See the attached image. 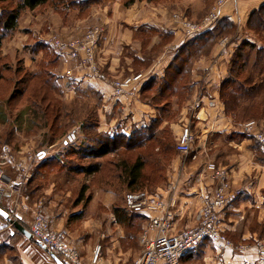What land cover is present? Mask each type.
Listing matches in <instances>:
<instances>
[{
    "label": "crops",
    "instance_id": "0c3cea01",
    "mask_svg": "<svg viewBox=\"0 0 264 264\" xmlns=\"http://www.w3.org/2000/svg\"><path fill=\"white\" fill-rule=\"evenodd\" d=\"M76 1L85 4L78 9L67 8L64 12L62 8L49 7L39 14L42 18L36 16V19L44 21L39 23L42 28L70 33L81 32L92 23L105 22L107 31L98 53L105 77L80 70L75 58L56 53L54 58L47 59L44 50L49 52L50 49L42 36L33 42H28L29 35L27 43L17 41L19 49L15 50L21 55L13 53L12 56L23 60L27 70L33 73L40 59L49 67H57L60 87L66 95L74 97L84 91L96 94L99 97L96 102L98 131L130 136L144 130L148 134L146 141L155 142L153 153L157 165L160 160L167 164L161 165L160 181L152 183L154 180L146 179L138 189L156 194L167 202L174 200V206L170 207L171 232L195 226L198 209L213 197L216 181L208 163L213 161L230 170L233 187L242 189L243 194L221 212L220 223L236 244L247 243L251 247L246 251H220L208 241L192 252L191 257L183 258L180 264H264V258L255 246L264 240V148L248 130V121L238 120L228 113L221 99L222 85L230 76L237 48L245 42L264 46L262 38L249 28L252 13L264 4V0H226L220 19L233 22L236 31L218 37L194 59L188 74H175L187 81L185 87L173 85L167 91L164 89L169 86L163 82L170 77L168 69L172 63L182 61L178 58L185 56L180 55L182 50L195 49V46H189L192 39H201L211 33L186 37L172 20V13L179 11L194 20L199 19L208 12L214 0H134L129 5H125L124 0ZM44 5L28 10L39 12ZM61 13L62 16L58 15ZM19 27L24 26L20 24ZM2 44L4 51V46L13 47L5 41ZM173 46L176 49H172ZM142 70L145 72H141V79L130 90L122 95L115 93L114 78ZM171 78L175 79L174 76ZM151 91L154 92L145 99L144 93ZM159 96L167 98L163 102L167 106L160 102ZM0 102L4 101L0 99ZM255 121L264 130V117ZM185 126H190L195 135L192 151L186 156L176 149L178 135ZM168 136L175 142L169 153L163 146ZM57 156L52 154L43 162L44 166L62 163ZM92 158L104 163V158ZM4 161L0 159V175L8 180L17 178L12 165ZM80 175L83 182L75 196L70 186L73 184L65 183L64 188L57 179L37 184L29 194L25 190L21 200L28 202L29 210L21 222L29 228L34 212L41 209L52 228L70 240L86 262L99 246L100 264H133L142 254L141 236L149 226L150 218L161 213H142L129 208L126 198L131 192L127 191V184L113 165L102 164L101 170L93 174L78 171L76 186ZM31 196L35 198L30 202ZM1 206L7 211L14 207L9 202ZM123 209L127 215L121 214ZM149 235L155 236V230H150ZM51 253L33 238L14 230L0 215V264H57Z\"/></svg>",
    "mask_w": 264,
    "mask_h": 264
},
{
    "label": "rangeland",
    "instance_id": "374dc122",
    "mask_svg": "<svg viewBox=\"0 0 264 264\" xmlns=\"http://www.w3.org/2000/svg\"><path fill=\"white\" fill-rule=\"evenodd\" d=\"M127 1L128 0H124L125 5H127L126 4ZM152 1H157V0H152ZM57 2H59V0H54L53 2L49 3V5L46 4L40 7L39 12L34 11V13H31V11H29L28 9L22 12L20 18L21 22L19 21V24H23L24 27H22L21 29L19 27L16 31L9 32L7 36L3 39V42L5 41L7 42V44L9 43V45H13V47L7 46L9 47L7 48L6 46H4L6 52L3 49V44L0 47V74H2L6 78V81L0 84V99L4 101V102H0V153H1L0 159L3 161L5 160L4 158H2L3 147L5 145H10L13 149V152L17 155L18 159L16 162H12V161H4V162H8L9 164L12 165L13 171L16 172V174H18L17 176H19V172H20L17 169V165H16L17 162H23L24 164L29 165V169L26 172L27 173L26 178L24 179V189L22 196L25 195L24 193L25 190L29 194L32 188H35L37 184L43 185L44 183L54 179H57L60 183H62V186H64V188H65V183H67V185L73 184L70 186H72V188L74 189L73 195L75 196V192L77 191V188H79L80 184L83 182V176L80 175L81 177L78 183L79 185L76 186L77 183H75V181L78 180L77 179L78 171L80 170L81 166L96 161H93L94 160L93 158L89 159L87 157L80 155L77 149L71 146L73 145L72 142L66 144L65 140L67 139L68 133L71 132L72 130H75L78 138L80 137L81 139L84 137L90 139L92 137H95L97 140H105L107 138L104 134V131L91 129L92 128L91 126L87 127L89 124H91L90 122H98V111H97L96 102L99 100L97 99V96L95 94L88 92L85 93L84 96H81L82 98H80V95H76L73 97L71 94L66 95L64 93H61L52 86V85L61 86V80H60L61 77L56 73L58 71L57 67L56 68L55 67L52 68L53 66L49 67L48 65H46V63L43 62V59H40L38 62V67L35 70V73H33L32 71L27 70V68L24 66L23 60H20L19 57L12 56L13 53L15 54L18 53L21 55L19 50H15V49H19V47L16 46V42L21 40L26 41V39L28 38L27 35H29V38H31L30 39L31 41L27 40L28 42H33L34 40L41 38V36L44 42H47L46 47L49 48L51 51L48 52L46 49H45L46 51L44 50V55H46L47 59L54 58L56 53H58L60 56H68V55H62L61 53L56 51L48 42L47 38H49L50 35L57 33L67 40L71 37L83 35L93 25H101L104 27V33L101 36L97 48L96 58L98 62L100 43L107 31L106 23L105 22L92 23L88 25L83 31L78 33H70V32H66V30L61 31L50 27L42 28V25L40 26L39 23L44 21L43 20L38 21L36 19V16H41L39 14L47 11L49 7L52 8L56 7L59 9L63 8V5ZM216 3L217 0H214L208 12H206L199 19H195V21L197 22L202 21L203 18L212 10V8ZM15 5H16L15 1L0 3V9H2L3 7L6 8L12 7ZM64 8H63V12H64ZM84 12H86V10ZM175 13H180V14H184V13L175 11L172 13L171 18H173L172 20L176 23L178 27H180V29L183 31L185 36L188 37L186 35V29L184 28V26L181 24L180 21L174 18ZM58 15L62 16L63 13ZM184 15L187 16L186 14ZM39 18H42V16ZM188 18L192 19L190 17ZM208 31L211 32V36L221 37L228 33L231 34L234 33L236 31V26L234 23L228 20H221L219 17L218 21ZM208 31L202 34H205ZM262 39L264 41V36H262ZM172 49H176V47L173 46ZM187 52H188L187 49H184L182 51V53H184L186 56L185 62L184 61L179 62L180 65L178 68L183 70L187 69L186 62H188L189 58L192 55L195 56L196 48L189 51V53ZM190 52L194 54H191ZM68 57L72 58L70 56ZM79 62L80 59H78V65ZM178 68H176V70ZM79 69L88 70V67H80ZM52 70L54 71L55 75L50 73ZM176 70L174 68V71ZM141 72H145V70L136 71V72L134 71L132 74L117 78H125L129 76H134L136 74H143ZM24 84L26 86H31V90H29L30 92L28 93L27 97L25 95L23 100L18 101L20 99L19 98L20 92L18 93V89L23 88V86H25ZM41 86H43L44 89L41 88ZM155 86H159V85L156 84ZM13 88H18V89H16L15 91L13 90ZM12 91L14 92L13 100L9 98L10 97L9 95L11 94ZM153 92L154 91H151L150 93H144L143 97L147 99L149 95H151ZM28 98H29V102H27ZM159 99L161 103L163 102L165 103L167 101V98H163L162 96L161 97L159 96ZM35 101L37 102L38 109H35V107H33L34 106L33 102ZM48 105H49V113L47 111ZM164 106H167V104H164ZM23 108L26 110V112L25 110L20 111ZM33 108L34 110H38L37 112L39 113H37V116L34 115ZM45 110L47 112L46 117L40 118L41 115H43V111ZM54 115H58V119L56 121L53 120ZM250 115H252V113ZM256 115L261 116L262 113L260 112V115L258 114ZM252 120L253 119L250 120L248 119L243 121L250 122ZM25 121L27 123H25ZM50 125H53L52 129ZM84 125H87L86 128H84ZM260 130H262L261 127ZM52 137L53 138L55 137V139H52ZM167 140L174 145L175 142L172 140V136H168ZM125 143L126 141L123 139L118 140V142L116 143L118 146L114 145V147L118 149L116 151L117 154L115 155L108 154L105 157H103L104 164H108L111 162H119V161L121 162L122 161L121 158L123 157L129 158V160L135 158L136 154H138V152H140L139 150L141 149H137V150L135 149L136 151L133 150L134 152H126L127 150L124 146ZM154 146H155V142H147L146 147L142 149V151L146 153L145 155H147V159L149 162L148 164L149 166H147L146 168L147 169L146 177L151 178L150 180H154L152 183L160 181L161 179L160 175L162 174L160 173L161 165L164 166L163 164H167V161L163 162L162 160L159 161V165L155 164L157 163L156 162L157 157L154 156L153 153ZM41 149L48 150V155L43 160H38L35 158V154L37 153L38 150ZM52 154L53 155L61 154L62 156L61 159L63 160L62 161L63 164L57 162V163H52L48 166H44L45 163L43 164V162H45ZM121 154H123V157H121ZM152 183H149V185L153 186ZM41 191L42 190L39 189V192ZM19 198L16 197L10 200H5L2 204L6 202L13 204L14 207L9 208L8 211L12 213V216L18 217L19 220L22 221V218L27 211L25 210L24 205H22V203L25 202L28 203V202L27 201L24 202ZM33 198L35 197L31 196L30 202L33 201ZM10 226L17 231V229L14 227V225L11 222H10Z\"/></svg>",
    "mask_w": 264,
    "mask_h": 264
},
{
    "label": "built area",
    "instance_id": "2783aa9c",
    "mask_svg": "<svg viewBox=\"0 0 264 264\" xmlns=\"http://www.w3.org/2000/svg\"><path fill=\"white\" fill-rule=\"evenodd\" d=\"M226 0H217L212 10L202 21L189 19L184 14L175 13L174 18L181 22L186 29L188 37L200 35L212 28L221 16V11ZM104 27L101 25L91 26L83 35L64 39L59 34H52L47 38L51 46L61 53L75 59H80V67H88L90 73L105 77L100 64L97 62V48ZM142 74H136L125 78H115L112 85L117 95L123 94L136 81L141 79ZM247 128L259 144L264 148V131L260 130L255 120L248 122ZM78 139L75 130L68 133L65 143H74ZM195 135L190 126H185L178 135L176 149L178 152L189 155ZM48 155V150L41 149L35 154V158L43 160ZM2 156L7 161L16 162L18 157L10 145L3 147ZM20 171L17 179L8 180L0 175V205L5 200L22 198L24 179L26 178L29 165L17 162ZM208 168L212 171V177L216 181V187L211 200L202 205L196 214V225L190 228L171 232L173 228L170 207L175 202H167L156 194L146 191L131 192L127 195V206L136 212L147 213L159 211L161 215L151 217L149 226L143 231L141 241L144 244L142 254L133 264H180L181 258L204 242L213 243L220 251L231 249L234 251H246L251 245L236 244L225 232L220 223L221 212L232 202L243 194L240 188H234L231 180L230 170L216 162H209ZM19 204V203H18ZM25 210L29 209L27 203H22ZM12 215V213H10ZM18 219V217L13 216ZM33 239L41 242L49 251L57 254L66 264H100V247L98 246L90 261L86 262L78 248L61 233L54 230L46 214L37 209L34 212L32 222L28 228ZM150 230H155V236L150 237ZM256 248L261 257L264 258V240L256 243Z\"/></svg>",
    "mask_w": 264,
    "mask_h": 264
},
{
    "label": "trees",
    "instance_id": "16d2710c",
    "mask_svg": "<svg viewBox=\"0 0 264 264\" xmlns=\"http://www.w3.org/2000/svg\"><path fill=\"white\" fill-rule=\"evenodd\" d=\"M13 1L16 2L15 6L7 7V8L3 7L2 9H0V47L2 46L3 39L7 36V34L9 32H14L18 29L20 25L19 21L22 12H24L27 9L30 10L35 9L48 2L51 3L54 0H0V3H7ZM133 1L134 0H128L126 4L129 5ZM57 3H61L63 5V8L65 7L64 8L65 11L67 8L78 9L80 6H83L85 4V2L83 1L81 2L76 0H59V2ZM85 10L86 9H84V11ZM249 28L254 33H256L258 37L262 38V36H264V4L259 9L255 10L252 13L249 19ZM206 35L203 36L204 41L202 37L201 39L197 38V40L192 39V42L190 43L189 46L190 47L195 46L196 57L192 55L189 58L188 62H186L187 63L186 70L178 68L180 65L179 62L174 64L172 63V65L168 69L169 70L168 76L170 77H168V79L165 78L163 82L169 87H166L164 90L166 89L170 90L171 88H173V85L178 87L179 86L185 87L184 85L185 83H187V81H185V79L182 80L181 79L182 77L179 78V76L178 77L175 76V74L177 75L179 74V72L188 74L190 70V66L193 63L194 59L197 58L200 54H202L207 48L211 47L218 38V36L217 37L211 36V33H208ZM187 53H189V51ZM190 53L194 54L192 52ZM182 54L184 53L181 52L180 55ZM178 58L182 59V61L185 62L186 56L184 57L178 56ZM174 68L175 70L176 68L178 69L174 71ZM52 71L50 73L55 75L54 71L53 72ZM171 76H174L175 79L171 78ZM5 81L6 78L2 74H0V84ZM155 81L156 78H154V82ZM158 83H160V85L162 84V82H158ZM52 86L53 88L57 89L59 92L62 93V88L59 85L58 86L52 85ZM41 88L44 89L43 86H41ZM16 89L18 88H13V90L15 91ZM29 90H31V86L25 85L23 86V88H19L18 93L20 92V97H19L20 99L18 101L23 100L25 95L27 97L28 93L30 92ZM88 92L89 91L80 92L79 93L80 98H82L81 96H84V94ZM183 93L185 94L186 92ZM9 96H10L9 98L13 100L14 92L12 91ZM97 99H99L98 96ZM221 99L225 104L227 112L231 113L238 120H248V119L256 120L264 117V46L258 47L257 44L255 43L245 42L244 44H242L237 48L235 56L232 60L230 76L224 81L222 85ZM27 101L29 102V98L27 99ZM33 103H34L33 107H35V109H38L37 102L35 101ZM37 111L38 110H34L33 108V113L36 116L37 113H39ZM47 111L49 113V105L47 106ZM260 112L262 113V115L257 116L256 114L260 115ZM46 113H47L46 110L43 111V115H41L40 118H45L47 115ZM251 113L252 115H250ZM53 117H54L53 118L54 121L58 119V115H54ZM90 123L91 124H89L88 126L84 125V128H86V126L87 127L91 126L92 127L91 129L96 130L97 122H90ZM50 127L52 129L53 125H50ZM143 131L144 130H138L137 132H134L130 136L124 133H115L114 135H111L110 133L104 132L105 136L107 137L105 140H97L95 137H92L91 139L87 137L81 139L79 137L78 140L75 143H73V145L71 146L75 147L80 155L90 158L92 157L103 158L108 154H113V155L117 154L116 151L118 149L115 148L114 145H117L116 143L120 139L126 141L124 145L127 150L126 152H134L133 150L135 149L136 150L141 149L139 150L140 152L136 154L135 158H132L133 160L131 159L129 160V158H125L123 157V154H121V157H123L121 158L122 159L121 162L120 161L111 162L108 164L102 163L106 167H109V165H113L116 170H119L120 177L123 179V181H125V183L128 186L127 189L128 192L141 191L138 189V187L143 186L142 184H144V181L146 179H151V178H147L145 173V169L147 168V166H149L148 165L149 162L147 159V155H145L144 152L142 151L143 149L142 147H146L147 145L146 135L148 134ZM52 139H55V137L54 138L52 137ZM163 146L166 147L169 153L173 144L166 139V141L163 142ZM57 159L63 161L61 159V156L59 155L57 156ZM102 164L100 162H90L84 166H81L79 171H81L84 174H93L101 170ZM121 214L127 215V212L124 210ZM199 246L194 250L190 251L189 253H187L186 255H184L181 258V260L183 258L191 257L190 254L194 252L196 249H198Z\"/></svg>",
    "mask_w": 264,
    "mask_h": 264
},
{
    "label": "water",
    "instance_id": "95a60500",
    "mask_svg": "<svg viewBox=\"0 0 264 264\" xmlns=\"http://www.w3.org/2000/svg\"><path fill=\"white\" fill-rule=\"evenodd\" d=\"M0 209H2L3 211H0V215H2L3 217H5L9 222H11L14 227L20 231L21 233H23L24 235H26L29 238H33V235L31 233V231L18 219L14 218L9 211H7L6 209H4L1 205H0ZM4 213H7V215H5ZM39 244H41L43 247L46 248V246L44 244H42L41 242L37 241ZM52 257L54 258V260L56 261L57 264H66L57 254H55L54 252L51 253Z\"/></svg>",
    "mask_w": 264,
    "mask_h": 264
},
{
    "label": "snow or ice",
    "instance_id": "6c2138e0",
    "mask_svg": "<svg viewBox=\"0 0 264 264\" xmlns=\"http://www.w3.org/2000/svg\"><path fill=\"white\" fill-rule=\"evenodd\" d=\"M0 211H3L2 209H0ZM5 215H7V213H4Z\"/></svg>",
    "mask_w": 264,
    "mask_h": 264
}]
</instances>
